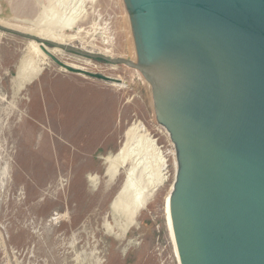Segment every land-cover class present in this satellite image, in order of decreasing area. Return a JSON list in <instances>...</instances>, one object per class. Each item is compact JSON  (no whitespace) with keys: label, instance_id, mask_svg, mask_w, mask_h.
Instances as JSON below:
<instances>
[{"label":"rangeland","instance_id":"1","mask_svg":"<svg viewBox=\"0 0 264 264\" xmlns=\"http://www.w3.org/2000/svg\"><path fill=\"white\" fill-rule=\"evenodd\" d=\"M0 26L48 40L77 34L67 44L132 59L121 0H0ZM30 41L0 30V264H179L164 216L175 170L134 69L57 49L126 85L45 57L19 88ZM129 128L125 158L110 173L105 158ZM129 172L130 195L149 200L121 232L109 206Z\"/></svg>","mask_w":264,"mask_h":264},{"label":"water","instance_id":"2","mask_svg":"<svg viewBox=\"0 0 264 264\" xmlns=\"http://www.w3.org/2000/svg\"><path fill=\"white\" fill-rule=\"evenodd\" d=\"M132 60L0 26L51 52L134 69L175 170L179 264H264V0H121ZM49 46V47H48Z\"/></svg>","mask_w":264,"mask_h":264},{"label":"bare ground","instance_id":"3","mask_svg":"<svg viewBox=\"0 0 264 264\" xmlns=\"http://www.w3.org/2000/svg\"><path fill=\"white\" fill-rule=\"evenodd\" d=\"M72 23H74V21L65 25V28L68 27L70 29V26L72 25ZM54 32H56V31H54ZM73 39H77V34L65 35L62 33H57V34L55 33L52 40H55L57 43L59 42L60 44H67V42H70L71 40L73 41ZM30 44H31V52L34 54V56L31 55L32 53L29 52L28 54L31 56L30 61H27L25 63H23V61H22L20 68L18 69V75H17L16 80L19 81L18 82L19 88L21 87V85L23 83L28 82L30 79H32L33 77H35L39 73V71L41 70L42 64H43L42 60L46 57L45 54L40 50L39 44L37 42L30 41ZM55 50H57V49H52L51 52L56 55L57 53ZM125 50L128 52L129 56H132L131 55V49L125 48ZM89 51H93V50L91 49ZM32 60H34V62ZM65 62L70 64L71 66H74V67H79V68L90 70V71L94 70L92 67H90L88 65L89 63H87V62H89V61L82 62L80 64L79 63H72V62H68V61H65ZM23 64H25L26 67L23 66ZM21 66H23L24 68H21ZM27 67L30 69L26 71L25 69ZM62 70L64 71V69H62ZM115 85L125 86L126 84L124 83V81H122L120 84H115ZM17 90H18V88H17ZM133 133H135V131L132 130V128H129L127 133H126L128 138H127L126 142H124V145L120 148V150L116 154L108 155L105 158L106 161L109 163V167L107 168V171L110 172L113 170L115 172L116 167H118V165H120V164H118L119 163L118 160L125 158V156H123V154L126 151L127 143H128V140L130 139V135ZM127 175L128 176H126V178H125L126 180L124 181L123 185L121 186V188L119 189V191L117 192L116 196L114 197V199L112 200V202L110 203V206H109L111 212H113V215L115 216V219H114L115 224L114 225L119 226L121 232H124L126 229L129 228V226H131L134 223L135 215L140 210V208L144 205V203H145L144 200H146L147 196H148V195H143L140 191L135 192V193L131 192L132 194L130 195L129 187L131 188L133 183H131L130 179H129V175L131 176L130 172L127 173ZM130 183H131V185H130ZM147 200H149V198ZM168 202H169V194L166 197L165 202H164V216H165L166 226H167V229L169 231V234H170L173 246H174L175 256L177 258V261L179 262L176 244H175L174 236H173V232H172ZM105 229L110 232L113 229V225L106 223Z\"/></svg>","mask_w":264,"mask_h":264}]
</instances>
